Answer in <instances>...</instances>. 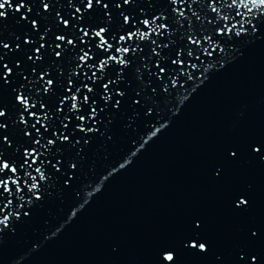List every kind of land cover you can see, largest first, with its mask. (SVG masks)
<instances>
[{
	"label": "water",
	"instance_id": "1",
	"mask_svg": "<svg viewBox=\"0 0 264 264\" xmlns=\"http://www.w3.org/2000/svg\"><path fill=\"white\" fill-rule=\"evenodd\" d=\"M20 3L25 4L21 11L9 9L0 19V110L6 113L0 118L6 126L0 128V152L5 159L31 163L34 157H25L24 152L36 148L41 163L28 171L35 175L34 168L41 166L49 179L41 182L43 199L22 209L15 196L0 190L4 203L15 201L9 211L21 212L0 232V264H167L163 260L167 251L175 253V264H254L253 258L264 264V16L252 22L258 30L249 24L247 33L237 37L219 34L224 21L211 11L213 0H187L186 18L178 16L170 0H133L130 5L124 0H94L92 9L88 0H14V7ZM230 3L215 0L220 15L235 17ZM124 16L132 17L130 24L124 23ZM157 16L162 17L158 23L169 29H161L163 35L153 33L155 44L119 41L120 35L136 30L133 25L149 31L140 21ZM82 28L89 37H83ZM100 28L108 29L114 48L139 45L128 57L131 64L123 69V78L109 85L110 100L103 98V84L116 80L120 66L111 63L104 78L93 82L84 73L91 75L95 69L79 60L89 51L93 59L88 63L98 68L100 60L117 54L97 47L99 39L92 33ZM60 35L75 45L67 39L58 41ZM205 36L224 51L217 49L206 57ZM189 37L203 47L192 45ZM57 44L62 57L55 54L61 51ZM188 50L193 57H188ZM178 58L185 61L183 67L172 63ZM189 63L200 67L191 70ZM188 71L193 72L191 80ZM178 73L181 86L166 93L164 88ZM48 79L55 82L50 93L44 92ZM84 83L95 89V95L87 93ZM76 87L80 93H75ZM120 91L125 95H117ZM21 92L37 104L32 111L38 116L47 111L51 117L42 120L48 129L41 128V136L32 127L35 119L17 100ZM72 94L81 101L88 94L94 103L82 102V111L72 112L70 101L60 103ZM41 102L46 108L39 107ZM92 107L97 108L95 118ZM21 115L27 126L20 122ZM78 115L87 117L83 127L97 131H80ZM161 124L167 126L132 157L130 165L119 169ZM57 134L70 140L62 141ZM37 139L42 146L36 145ZM49 139L56 140L55 146L47 144ZM73 163L76 169L71 168ZM105 176L102 190L89 197L87 193ZM241 198L248 204L239 205ZM193 239L205 243L207 251L188 247Z\"/></svg>",
	"mask_w": 264,
	"mask_h": 264
},
{
	"label": "snow or ice",
	"instance_id": "2",
	"mask_svg": "<svg viewBox=\"0 0 264 264\" xmlns=\"http://www.w3.org/2000/svg\"><path fill=\"white\" fill-rule=\"evenodd\" d=\"M95 2H101V0H95ZM171 3H173L175 5L174 11L178 14V16L180 18H186V9L183 7V5H185L187 3V0H170ZM125 4H132L133 0H124ZM95 6L94 4V0H88V4L87 7L89 9H92ZM105 9H107L109 7L108 4H104L103 5ZM121 5H117V7H120ZM25 7L24 3H20L15 5L14 7V0H0V19L6 18L7 14H8V10L12 9L16 12L21 11V9H23ZM46 8H48V5L45 6ZM229 8H235L236 9V14L235 17H233L230 13L226 14V15H220L221 13V8L215 6V0H213V3L211 5V11L214 13H217L219 15V18L224 21L223 27H221L219 29V34L221 36L225 35L226 33L231 35V34H235L237 37L244 35L247 33L248 28L247 25L251 24L253 30H258L256 28V25L253 24L252 22L254 20L259 19L260 17L264 16V0H231V3L228 5ZM28 11H32V9L29 7ZM80 9H77V12H79ZM121 15H123V13H121ZM110 17V14H109ZM236 17H240L239 20H236ZM162 17L157 16L154 19H143L142 21H140V23L145 27L148 28L149 31H142L138 26L133 25V27L136 28L135 31H128L126 35H120L119 36V41L127 44L128 42H133L135 43L136 41H140V42H149L152 38L153 33L159 35H163V33L161 32V29L164 30H168L169 29V25L164 23H158V21L161 19ZM23 19H27V17H23ZM163 19H167V17H163ZM132 20V17L130 16H124V23L125 24H130ZM232 21H235L234 23ZM33 27H37V22L33 21ZM63 23L65 24V26L69 25V21H63ZM81 32H83V37H89L90 36V32L88 30L85 29H80ZM107 32L108 29L107 28H100L99 30H96L92 33V35L95 38L99 39V43L97 45V47L103 51H109V50H113L114 52L117 54H113V55H109L106 59H102L99 62L98 68L95 64H89L88 61L93 59V57L90 55L89 51H84L83 55L79 56V60L84 62V64H87L88 68L91 69H95L94 71L91 72V75H88L87 72L84 73L85 77L87 78V80L89 81H93V82H97V81H101L104 78V74H106L107 72V68L111 65V63H114L118 66H120L121 71L117 73L116 76V80H109L108 83H104L103 84V88H104V92L106 93V95L103 97L105 100H110L112 97L111 95H108L107 93L110 92L109 89V85L113 84V83H117L118 81H120L123 78V69L127 68L130 66L131 61L128 58L130 54H132L133 52L137 51V49L139 48V45H137V48L134 49L131 46L125 47V46H121V47H115L113 43L109 42V39L107 38ZM83 37L82 42L87 43V41H83ZM56 39L58 41H65L67 38L63 35L57 36ZM113 40L116 39L115 36L112 37ZM189 39L191 40L192 45H200L201 47H203L202 42L200 40H198L197 38H193V37H189ZM204 40H206L209 44V47H203V53L206 57H212L215 53V51L218 49L220 52L224 51V48L220 47L219 45H214L213 39L209 36H205ZM27 43H32L31 40H26ZM151 42L153 44L156 43L155 40H151ZM67 43L69 45H75V41L72 39H67ZM5 48H8L9 45H4ZM44 47V45H41L40 48L36 49V52L39 54L41 52V48ZM57 48H61V51H57L55 54L57 57H62L63 54V49L61 47L60 44L56 45ZM211 48V50H210ZM142 51V49H140ZM152 51L157 55L160 56L159 52H156V49L153 48ZM180 56H182V52L179 54ZM187 55L188 57H193L194 56V52L191 50L187 51ZM31 59V57H29ZM37 60L42 59V55H37L36 57ZM196 59H200L199 56L196 57ZM173 64H179L180 66H184L185 65V61L183 59H174L172 60ZM212 66V65H211ZM157 67L159 68L161 73L167 74V70L161 66L160 64H157ZM187 67L191 70H197L199 69V65L195 64V63H189L187 65ZM4 68L7 69V73L11 74L12 73V69L8 66V65H4ZM204 71H207V69H204ZM98 73H100L101 75H98ZM77 75H79V73H77ZM181 74L178 73L177 76L175 78L172 79L171 81V86H166L164 88V91L167 93L171 90V88H178L181 86V82L179 79V76ZM187 77L189 80L193 79V72L192 71H188L187 72ZM43 79V77H42ZM5 80H7V76H5ZM69 84L73 85V81L70 79L69 80ZM55 86V82L51 79H48L46 81V87L44 88V92L46 93H50L52 91V89ZM72 86H70L68 88L69 92H72ZM83 88H85L87 90V93L89 94H93L95 95V89L90 86L88 83H84L83 84ZM81 88L80 87H76L75 88V93H80ZM117 95L119 96H124L125 93L120 91L117 93ZM17 100L20 103V105L24 108L25 111H29L31 117H33L35 119V123L32 124V127L35 128L36 133L38 136H41V128H44L45 130L48 129V125L42 123L43 121H48L51 119L50 115L48 114L47 111H45L43 116H38L37 112L32 111V109L37 107V104L35 103H31V97L25 95L23 92H21L18 96H17ZM70 101L71 102V107H70V111L72 112H80L82 111L81 108V103H85L88 104L90 102L94 103V101H92V98L90 95L85 94L83 95L82 101H81V97L77 94H72L71 96H65L63 97V99L60 101L61 105L65 104L66 102ZM120 101H117V106L119 105ZM39 107L44 109L46 108V105L44 103H40ZM59 111L63 112L64 108L61 107L59 109ZM93 118H95V116L97 115V108L96 107H92L91 109ZM149 115H151V110L148 113ZM6 115L5 111L0 110V118H3ZM77 120H79L81 122L80 125H78L77 127L79 128L80 131L82 132H96L97 129L93 128V129H87L85 127H83V124L87 121V117L84 115H78L76 117ZM20 122L24 123L26 126L28 124V120L25 119V117L23 115L20 116ZM37 125H40V127H37ZM167 125L165 124H161L159 127H154V130L151 131V134H155L157 133V130L160 129L162 130L164 127H166ZM6 127L3 124H0V128H4ZM65 128L68 127L67 124L64 125ZM26 135H28L29 137H31L32 133L31 132H27ZM59 136V139H61L62 141L68 142L70 140V137L68 135H60L57 134ZM149 136V135H148ZM148 139V137H147ZM4 141L5 142H9L8 137H4ZM36 145H41V139H37L35 141ZM145 143V141H144ZM144 143H142L141 145H143ZM48 145H52L55 146L56 144V140L54 139H49L47 141ZM140 145V146H141ZM137 148L135 151H137ZM134 151V152H135ZM256 152H260L261 149L260 148H256L255 149ZM25 157L28 158H32L34 157V159H31V163H29L28 159H25L23 161V163H20L17 160H12V159H5V156L2 152H0V190H2V193H7L9 197L15 196L19 201V208H24L25 204L28 205H32L35 201H40L43 199V188H42V183L41 182H47L49 179V175L46 172V170L41 167V166H37L34 168V172L35 175L31 172L28 171V169L32 168L33 165H37L39 163H41L40 157H41V153L38 152V150L36 148L31 149V151H29L28 149H25ZM233 156L236 155V153H232ZM122 163L119 164V169L122 167ZM72 169H76L77 165L75 163H73L71 165ZM119 169H113V171H117ZM21 170H23L24 172V176L21 177L20 172ZM59 170V169H58ZM7 173H11V175H8L7 178H4L6 176ZM112 173L110 172L108 175L110 176ZM108 176H105L102 178V181L105 180V178ZM71 179H75V177H71L69 179V181H66V184H70V180ZM29 180H31V183H29ZM23 181V182H22ZM14 186V187H13ZM27 189V193L26 190ZM2 193H0V196H2ZM28 193H30L31 195H27ZM87 195L89 196L90 193H87ZM248 201L246 199L241 198L239 201V205H247ZM16 207L15 201L13 199H8L6 203L3 202L2 199H0V232H2L4 230V228L9 227L12 223V218L15 217L17 219H19L21 217V212L19 211H9V209H14ZM73 214H77L74 211L71 213V215ZM23 215H29V213L25 212L23 213ZM199 226V225H197ZM188 247L192 248V249H199L200 251H207V245L205 243H200L198 242L196 239H193L191 242H189L187 244ZM175 253L173 251H167L163 254V260L165 262H167V264H175ZM254 264H257V261L255 260V258H253Z\"/></svg>",
	"mask_w": 264,
	"mask_h": 264
},
{
	"label": "clouds",
	"instance_id": "3",
	"mask_svg": "<svg viewBox=\"0 0 264 264\" xmlns=\"http://www.w3.org/2000/svg\"><path fill=\"white\" fill-rule=\"evenodd\" d=\"M160 132H161V130L158 129V130H157V133H155V134H151V133H150L149 136H148V139L145 140V143H144L143 145L140 146V149H138V150L135 151V152H132V153H131V156H129L128 158L125 159V161L122 163L123 166H122L120 169H124V168H126L128 165H130V164L132 163V157H135V156L138 154V152H139L142 148H144V145L147 144L151 139H153L154 137H156ZM107 179H108V177H106L104 181H106ZM104 181H101L99 184H97V185L95 186V188H94V191H92V192H88V193H90L89 197H91V196L94 195L95 193H99V192L102 190V188H103V182H104ZM85 203H87V201H85ZM83 207H84L83 204L80 205V208L76 209L74 212L77 213V212H78L80 209H82ZM75 216H76V214H73V215H72V217H75Z\"/></svg>",
	"mask_w": 264,
	"mask_h": 264
}]
</instances>
